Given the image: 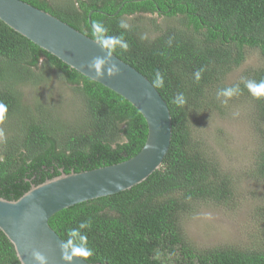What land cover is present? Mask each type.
Listing matches in <instances>:
<instances>
[{
	"label": "trees",
	"instance_id": "trees-1",
	"mask_svg": "<svg viewBox=\"0 0 264 264\" xmlns=\"http://www.w3.org/2000/svg\"><path fill=\"white\" fill-rule=\"evenodd\" d=\"M95 38L102 24L108 36H123L129 49L113 54L141 72L166 101L171 117L169 148L159 166L129 189L75 203L55 212L49 225L62 239L91 220L87 246L92 264H264V197L252 210L257 236L246 246L198 247L185 236L181 217L193 204H229L233 176L193 135L190 116L201 106L222 105L220 89L239 85L260 144L245 174L264 185V97H254L246 80H264V0H22ZM157 13L175 23L154 37L125 16ZM252 51L263 63L242 66ZM240 68V69H239ZM239 69L231 82L227 77ZM200 72L197 80L196 73ZM157 73L163 85L157 82ZM62 82L73 93L79 119L54 107L23 106L18 87ZM183 93L185 102H174ZM217 102V103H216ZM73 104V106H76ZM0 120L11 135L0 142V197L16 199L33 184L61 172L114 164L143 146L147 126L140 112L117 93L82 75L0 20ZM203 106V107H204ZM73 111V113H74ZM75 114V113H74ZM62 122L64 124H62ZM257 243H256V242ZM0 264H20L0 230Z\"/></svg>",
	"mask_w": 264,
	"mask_h": 264
},
{
	"label": "water",
	"instance_id": "water-1",
	"mask_svg": "<svg viewBox=\"0 0 264 264\" xmlns=\"http://www.w3.org/2000/svg\"><path fill=\"white\" fill-rule=\"evenodd\" d=\"M0 20L32 43L51 53L82 75L102 84L135 107L145 120L147 135L141 149L130 158L80 172L71 171L31 185L16 199L0 197V230L25 264H34L31 251L48 257V264H63V240L49 225L57 211L75 203L131 188L158 169L170 144L171 117L166 101L141 72L112 53L120 74L95 79L87 63L104 55L85 33L54 15L22 0H0ZM27 249V251H25ZM73 264H92L74 260Z\"/></svg>",
	"mask_w": 264,
	"mask_h": 264
},
{
	"label": "rangeland",
	"instance_id": "rangeland-1",
	"mask_svg": "<svg viewBox=\"0 0 264 264\" xmlns=\"http://www.w3.org/2000/svg\"><path fill=\"white\" fill-rule=\"evenodd\" d=\"M48 1L57 3L62 0ZM124 19L138 25L148 37L157 35L165 25L175 23L173 18L155 12L137 13L125 16ZM261 63L260 56L252 51L241 67ZM239 69L227 77L230 82L239 75ZM18 90L21 91L22 105L31 110L39 104L56 108V111L69 120L73 114L72 121L80 117L74 109L81 106L76 104L73 93L62 82L23 84ZM203 106L200 105L189 118L192 133L202 141L207 153L218 159L221 168L233 176L236 188L232 200L224 206H217L213 202L193 204L181 217L180 225L187 239L198 247L222 244L250 246L257 236L252 210L264 197V185L251 176H245L260 144L259 135L253 129L249 104L237 98L227 104ZM235 112H239V115L234 116ZM12 125L9 119L0 120V142L11 135V130L14 129Z\"/></svg>",
	"mask_w": 264,
	"mask_h": 264
},
{
	"label": "clouds",
	"instance_id": "clouds-1",
	"mask_svg": "<svg viewBox=\"0 0 264 264\" xmlns=\"http://www.w3.org/2000/svg\"><path fill=\"white\" fill-rule=\"evenodd\" d=\"M119 27L125 31L130 30L131 26L125 20L119 22ZM94 43L97 44L104 55L93 57L87 65H82L86 67L88 72L92 73L95 79H103L105 76L108 78L116 77L120 74V67L113 60L112 53L115 49L119 48L123 51L129 49V44L124 40L123 36H108L105 33L107 29L103 27L102 24H95ZM157 75V82L162 86L163 77L159 73ZM197 80L200 78V72L196 73ZM245 86L248 88L250 93L257 98L264 97V80L257 83L253 80H246ZM240 92L239 85H233L228 88L220 89L217 92V98L223 97L221 101L224 104H227L228 100L233 96L238 95ZM177 104H183L185 102L183 93H178L174 100ZM6 111L4 105H0V112ZM234 116H238L239 112L233 113ZM91 227V220L82 221L76 228H72L67 231L66 239L61 240L59 245L60 250V259L63 261V264H73L74 260H81L87 262L88 258L93 255L91 248L87 246L88 237L87 234L82 231L83 229H88ZM27 251V249L25 250ZM31 260L34 264H48V257L45 256L42 252L33 249L30 253ZM20 264H25L24 260L20 257Z\"/></svg>",
	"mask_w": 264,
	"mask_h": 264
}]
</instances>
